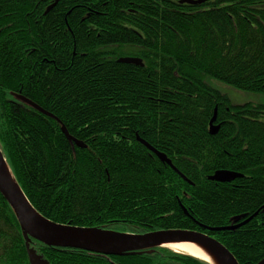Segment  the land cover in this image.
Returning a JSON list of instances; mask_svg holds the SVG:
<instances>
[{"label":"trees","instance_id":"1","mask_svg":"<svg viewBox=\"0 0 264 264\" xmlns=\"http://www.w3.org/2000/svg\"><path fill=\"white\" fill-rule=\"evenodd\" d=\"M178 1L0 0V149L31 207L53 223L128 234L193 229L238 264H258L264 103L234 105L210 80L264 94V0ZM131 57L142 67L117 62ZM220 170L242 177L208 180ZM254 214L235 231L199 227ZM29 248L49 264H208L166 247L119 257L34 239ZM0 264H29L1 196Z\"/></svg>","mask_w":264,"mask_h":264},{"label":"water","instance_id":"2","mask_svg":"<svg viewBox=\"0 0 264 264\" xmlns=\"http://www.w3.org/2000/svg\"><path fill=\"white\" fill-rule=\"evenodd\" d=\"M187 5H200L204 3V0H179L178 4ZM119 64H134L142 67V63L136 58H121L118 59ZM15 98L28 105L34 111L43 114L46 117H50L58 121L51 113H47L39 106L35 105L32 101L26 100L22 96L16 94ZM215 113V112H214ZM216 119V113L209 121V134L214 135L219 129V126H215L213 123ZM59 122V121H58ZM60 130L64 134L67 141L74 143L77 147H84L79 141L68 135L67 130L61 125ZM137 140L149 151H151L156 158L169 165L171 168V161L165 157L162 153L151 148L147 142L136 136ZM175 170V169H174ZM180 175V174H179ZM182 177V175H180ZM238 173L230 172L227 170L215 171L209 176V181H215L218 183H231L237 178H241ZM182 179H184L182 177ZM0 196L4 198L9 208L13 210L15 218L19 228L21 229L23 239L25 240V249H27V257L29 264H49L46 260L43 261L36 254L35 250L30 249L29 245L31 240H36L39 243L51 247L61 249H72L89 252L96 255H102L104 257L114 256L119 257L123 255L138 254L140 252L150 253L155 248L166 247L172 244L182 243H194L203 252H206L216 264H238L235 261L233 255L227 250L219 241L206 234L205 232L197 230H160L150 231L148 233H123L116 232L110 229H100L92 227H79L71 226L69 224H58L49 221L47 218L42 217L34 207H31L27 198L24 196L21 188L17 185L16 181L11 175L9 165L6 164L4 155H2L0 149ZM184 213H186L185 210ZM257 214V213H256ZM256 214L247 217L243 222L226 226L224 228H209L201 227L202 231L208 232H224L235 231L236 228L245 225V223L251 221ZM171 250V249H170ZM174 251V250H173ZM176 252V251H175ZM192 257V256H191ZM194 258V257H193ZM196 258V257H195ZM198 259V258H197ZM201 260V259H199ZM203 261V260H201ZM208 263L207 261H203ZM211 264V263H208ZM258 264H264V258L258 262Z\"/></svg>","mask_w":264,"mask_h":264},{"label":"rangeland","instance_id":"3","mask_svg":"<svg viewBox=\"0 0 264 264\" xmlns=\"http://www.w3.org/2000/svg\"><path fill=\"white\" fill-rule=\"evenodd\" d=\"M178 1V0H176ZM211 85L216 88L217 90L225 93L228 96V99L230 102L234 105H240V104H261L264 103V94H257L253 92H244V91H238L231 87L230 85H225L221 82H216L210 80Z\"/></svg>","mask_w":264,"mask_h":264},{"label":"bare ground","instance_id":"4","mask_svg":"<svg viewBox=\"0 0 264 264\" xmlns=\"http://www.w3.org/2000/svg\"><path fill=\"white\" fill-rule=\"evenodd\" d=\"M168 249L174 250L178 253H185L189 256L196 257L201 260H205L208 263L216 264L211 257L206 253L203 252L196 244L192 243H182V244H172L167 245Z\"/></svg>","mask_w":264,"mask_h":264}]
</instances>
